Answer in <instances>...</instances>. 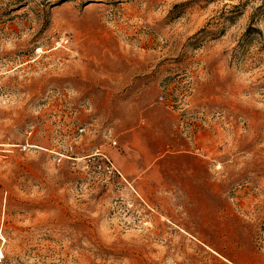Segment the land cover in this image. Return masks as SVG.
Here are the masks:
<instances>
[{
	"label": "rangeland",
	"instance_id": "rangeland-1",
	"mask_svg": "<svg viewBox=\"0 0 264 264\" xmlns=\"http://www.w3.org/2000/svg\"><path fill=\"white\" fill-rule=\"evenodd\" d=\"M0 264H264V0H0Z\"/></svg>",
	"mask_w": 264,
	"mask_h": 264
},
{
	"label": "built area",
	"instance_id": "built-area-1",
	"mask_svg": "<svg viewBox=\"0 0 264 264\" xmlns=\"http://www.w3.org/2000/svg\"><path fill=\"white\" fill-rule=\"evenodd\" d=\"M80 131H82V129H80Z\"/></svg>",
	"mask_w": 264,
	"mask_h": 264
}]
</instances>
